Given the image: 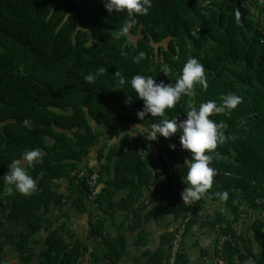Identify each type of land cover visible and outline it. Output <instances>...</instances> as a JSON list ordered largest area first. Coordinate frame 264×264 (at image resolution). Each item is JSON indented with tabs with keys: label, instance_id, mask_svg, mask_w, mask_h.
Masks as SVG:
<instances>
[{
	"label": "trees",
	"instance_id": "16d2710c",
	"mask_svg": "<svg viewBox=\"0 0 264 264\" xmlns=\"http://www.w3.org/2000/svg\"><path fill=\"white\" fill-rule=\"evenodd\" d=\"M130 126L139 132L122 136ZM152 127L171 136L150 140ZM160 144L173 173L143 158H161ZM97 147L105 163L93 168L85 157ZM203 177V192L189 193ZM59 179L70 182L69 199ZM145 187L157 212L231 235L228 264H264V0H0V214L28 226L23 255L38 241L43 212L73 202L91 213L100 248L72 246L66 221L48 238L43 264H82L88 253L90 264H115L127 239L107 233L113 208L133 211ZM120 190L128 193L115 204ZM208 194L237 221L223 212L210 219ZM175 235L136 264H170ZM182 244L175 264L189 263Z\"/></svg>",
	"mask_w": 264,
	"mask_h": 264
},
{
	"label": "crops",
	"instance_id": "0c3cea01",
	"mask_svg": "<svg viewBox=\"0 0 264 264\" xmlns=\"http://www.w3.org/2000/svg\"><path fill=\"white\" fill-rule=\"evenodd\" d=\"M108 131V130H107ZM108 134V132H107ZM176 141V140H175ZM171 140L169 148L178 156L183 157L185 150L179 142ZM99 147L89 152V155L85 157V164L91 167L99 168ZM152 153V152H151ZM147 154L143 153L144 160L149 158L151 167L154 171L159 168V156L155 153ZM155 156V157H154ZM119 160L114 162L117 165ZM161 170V169H160ZM159 171V170H158ZM164 179L165 176L163 175ZM156 176L152 178V183H155ZM204 179L199 181L193 178L189 183V193L195 195L203 192ZM57 184L60 186V193L67 199L71 196V184L68 180H57ZM197 191V192H196ZM196 192V193H195ZM128 191L120 190L114 194L113 202L115 204H121L126 197ZM154 191L149 187L143 188V199L140 204L135 206L133 211H123L118 207H114V223L108 225L107 233L111 236H115L118 233L125 235L127 239L126 253L120 257V260H116L115 264H136L139 259L144 257L145 252L155 253L161 249L163 242L167 235L176 233L178 230L181 218L177 216L173 211L166 208V210L157 212V202L153 200ZM210 194L205 196L204 201V213L207 214L210 219L216 216L217 212H223L228 220L237 221L235 216L227 207L223 198L214 200ZM193 199V198H192ZM66 201V200H65ZM65 203V202H64ZM143 204V205H142ZM143 208L141 214L139 207ZM62 209H57L56 204L51 207L47 212H43L42 217L44 219L43 229L39 235L38 241L34 245H28L32 249L28 255H23L22 250V237L28 231V226L21 224L14 220L9 211H3L0 214V264H43V253L48 249V238L66 221H68L72 231V239H67L72 246L79 244L89 249L100 248V242L97 238L91 236V223L92 216L88 212H79L74 208L73 202H67ZM137 211V212H135ZM142 216L143 222L140 226L133 228L130 225L133 219H138ZM240 219L242 216V210L239 208ZM253 217V215L251 214ZM244 218V217H243ZM68 219V220H67ZM130 219V221H129ZM124 221H128L129 225H123ZM240 222L238 227L240 226ZM218 236L214 229L211 227H202L200 224L192 225L187 228L186 234L183 238V252L188 255V264H213V260L216 257V246L218 242ZM27 247V246H26ZM24 256H28L25 259ZM248 264H253L251 259H247Z\"/></svg>",
	"mask_w": 264,
	"mask_h": 264
},
{
	"label": "built area",
	"instance_id": "2783aa9c",
	"mask_svg": "<svg viewBox=\"0 0 264 264\" xmlns=\"http://www.w3.org/2000/svg\"><path fill=\"white\" fill-rule=\"evenodd\" d=\"M139 129L140 128H137L135 126L127 127L124 130V132L122 133V136H124L125 134H132L133 135L135 132H139ZM152 129H153V132H152L153 134L150 137V140H154V141H156L155 137L157 135H162L164 133L167 134V132H168V130L166 132L165 128L152 127ZM115 142L116 141H113V142L109 143V145H112ZM159 148L162 150V157H161V160L159 161V167L162 168V169L168 168L170 173H173L174 163L172 162V158L167 154V152L164 151V148H163L162 144L159 145ZM97 179H98L97 175L94 174L92 179H91V181H90V185L92 187L95 186V184L97 182ZM184 198L186 199L187 202H189V204H191V205L193 204V199L189 195L184 194ZM257 203H260V200H258ZM247 207H248V205L243 204V205L240 206V209L242 211H246V210H248V209H246ZM263 215H264V212H263ZM242 216L246 217L245 214H242ZM190 221H192V216H189L187 218H182L181 219L180 226H179L178 230L176 231L175 239L171 243V260H170V264H175L176 256H177V254L180 251L183 238H184V236L186 234V231H187V227L191 223ZM215 229H216L217 232H220V236H219V239H218V242H217V246H216V249L218 250L219 253L216 254L214 263L215 264H228L223 259V246H224V243L226 241L231 240L232 236L223 233L220 225H216ZM82 264H90V254L89 253L84 256V258L82 260ZM245 264H248V261H246Z\"/></svg>",
	"mask_w": 264,
	"mask_h": 264
},
{
	"label": "clouds",
	"instance_id": "9594fccd",
	"mask_svg": "<svg viewBox=\"0 0 264 264\" xmlns=\"http://www.w3.org/2000/svg\"><path fill=\"white\" fill-rule=\"evenodd\" d=\"M166 129V128H165ZM119 139L120 138H116V139H114V140H111V141H109L108 140V142H106V144H107V146H106V150H105V154L107 153V149H108V145H109V143H111V142H113V141H116V143H118L119 142ZM118 140V141H117ZM168 154V153H167ZM161 157H162V153H161ZM171 157V156H170ZM161 160V158L159 159V161ZM105 163V158H102V159H99V167H101L102 166V164H104ZM161 170L163 171V169L161 168ZM187 195H189L188 193H187ZM191 197V196H190ZM186 200V199H185ZM90 263H91V258H90Z\"/></svg>",
	"mask_w": 264,
	"mask_h": 264
},
{
	"label": "rangeland",
	"instance_id": "374dc122",
	"mask_svg": "<svg viewBox=\"0 0 264 264\" xmlns=\"http://www.w3.org/2000/svg\"><path fill=\"white\" fill-rule=\"evenodd\" d=\"M167 136H171L169 133L167 134ZM171 138V137H170ZM175 141V140H174ZM175 143H176V141H175ZM159 148V147H158ZM23 166H25L26 165V161H24V163L22 164Z\"/></svg>",
	"mask_w": 264,
	"mask_h": 264
}]
</instances>
